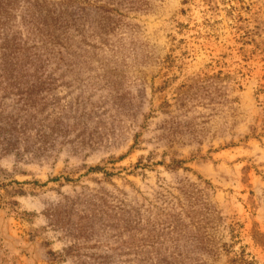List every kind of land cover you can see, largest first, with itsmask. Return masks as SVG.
I'll use <instances>...</instances> for the list:
<instances>
[{"label":"rangeland","instance_id":"374dc122","mask_svg":"<svg viewBox=\"0 0 264 264\" xmlns=\"http://www.w3.org/2000/svg\"><path fill=\"white\" fill-rule=\"evenodd\" d=\"M0 264H264V0H0Z\"/></svg>","mask_w":264,"mask_h":264},{"label":"trees","instance_id":"16d2710c","mask_svg":"<svg viewBox=\"0 0 264 264\" xmlns=\"http://www.w3.org/2000/svg\"><path fill=\"white\" fill-rule=\"evenodd\" d=\"M10 65V61H8V59H4L3 62V73H9L8 67Z\"/></svg>","mask_w":264,"mask_h":264}]
</instances>
